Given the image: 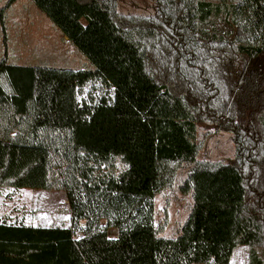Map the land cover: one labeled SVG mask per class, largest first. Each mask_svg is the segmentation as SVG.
Wrapping results in <instances>:
<instances>
[{
	"label": "trees",
	"instance_id": "trees-1",
	"mask_svg": "<svg viewBox=\"0 0 264 264\" xmlns=\"http://www.w3.org/2000/svg\"><path fill=\"white\" fill-rule=\"evenodd\" d=\"M31 1L88 65L0 54V188L62 190L71 223L2 218L0 264H264V0ZM94 80L111 93L81 96ZM200 123L231 162L197 159ZM173 190L189 212L163 235Z\"/></svg>",
	"mask_w": 264,
	"mask_h": 264
},
{
	"label": "rangeland",
	"instance_id": "rangeland-1",
	"mask_svg": "<svg viewBox=\"0 0 264 264\" xmlns=\"http://www.w3.org/2000/svg\"><path fill=\"white\" fill-rule=\"evenodd\" d=\"M6 6V7H5ZM121 13L152 12L153 0H117ZM0 54L14 56L20 64L45 61L50 66L80 68L88 65L85 57L64 37L31 0H0ZM39 60V61H38ZM38 61V62H37ZM96 80L82 89L84 98L96 100L106 92ZM197 159L231 162V135L216 131L214 125H197ZM189 212V200L176 191H163L154 198V221L163 235L175 234ZM17 218L33 226H70L71 213L62 190L0 188V220ZM84 223H80L83 226ZM110 236L116 230H108ZM260 257L262 255L260 254ZM264 260V259H263ZM228 264H249L248 248L237 246Z\"/></svg>",
	"mask_w": 264,
	"mask_h": 264
},
{
	"label": "crops",
	"instance_id": "crops-1",
	"mask_svg": "<svg viewBox=\"0 0 264 264\" xmlns=\"http://www.w3.org/2000/svg\"><path fill=\"white\" fill-rule=\"evenodd\" d=\"M38 227H40V226H38ZM44 227H49V226H44ZM67 227V226H66Z\"/></svg>",
	"mask_w": 264,
	"mask_h": 264
},
{
	"label": "snow or ice",
	"instance_id": "snow-or-ice-1",
	"mask_svg": "<svg viewBox=\"0 0 264 264\" xmlns=\"http://www.w3.org/2000/svg\"><path fill=\"white\" fill-rule=\"evenodd\" d=\"M77 239H79V237H77Z\"/></svg>",
	"mask_w": 264,
	"mask_h": 264
}]
</instances>
